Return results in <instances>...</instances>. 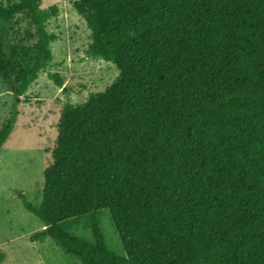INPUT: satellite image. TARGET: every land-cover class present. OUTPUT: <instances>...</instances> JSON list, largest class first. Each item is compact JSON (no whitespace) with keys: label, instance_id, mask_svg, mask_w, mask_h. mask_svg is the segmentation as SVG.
I'll use <instances>...</instances> for the list:
<instances>
[{"label":"trees","instance_id":"obj_1","mask_svg":"<svg viewBox=\"0 0 264 264\" xmlns=\"http://www.w3.org/2000/svg\"><path fill=\"white\" fill-rule=\"evenodd\" d=\"M87 55L117 82L64 111L43 202L25 207L84 264H264V0H80ZM40 0L0 3V80L23 98L53 61L58 15ZM24 15L33 46L7 53ZM63 88L58 75L49 74ZM18 113L0 129V150ZM108 210L126 252L61 225ZM0 256V263L3 261Z\"/></svg>","mask_w":264,"mask_h":264},{"label":"rangeland","instance_id":"obj_2","mask_svg":"<svg viewBox=\"0 0 264 264\" xmlns=\"http://www.w3.org/2000/svg\"><path fill=\"white\" fill-rule=\"evenodd\" d=\"M16 0H0L4 6ZM44 11L53 6L59 12L48 23V32L57 36L52 45L53 61L23 98H16L10 85L0 80V129L18 113L14 131L0 150V264H84L69 255L52 238L32 241L44 230L41 220L28 211L43 202L45 173L54 162L61 120L67 105L80 106L101 95L119 78L116 65L88 57L92 32L77 13L80 0H40ZM7 53L13 48L33 46L34 30L24 15L2 27ZM49 74L58 75L63 88ZM100 229L108 250L120 258L127 255L112 222L104 210L61 225L72 237L93 244L94 225Z\"/></svg>","mask_w":264,"mask_h":264}]
</instances>
